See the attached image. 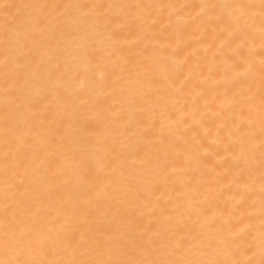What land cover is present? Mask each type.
Returning <instances> with one entry per match:
<instances>
[{"label": "bare ground", "instance_id": "bare-ground-1", "mask_svg": "<svg viewBox=\"0 0 264 264\" xmlns=\"http://www.w3.org/2000/svg\"><path fill=\"white\" fill-rule=\"evenodd\" d=\"M0 264H264V0H0Z\"/></svg>", "mask_w": 264, "mask_h": 264}]
</instances>
